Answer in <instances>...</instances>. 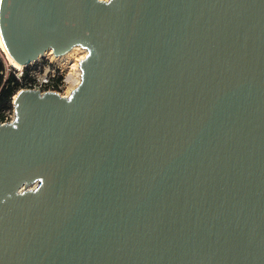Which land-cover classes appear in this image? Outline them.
I'll list each match as a JSON object with an SVG mask.
<instances>
[{"label":"water","instance_id":"1","mask_svg":"<svg viewBox=\"0 0 264 264\" xmlns=\"http://www.w3.org/2000/svg\"><path fill=\"white\" fill-rule=\"evenodd\" d=\"M5 5L23 66L88 54L0 122V264H264V0Z\"/></svg>","mask_w":264,"mask_h":264},{"label":"built area","instance_id":"2","mask_svg":"<svg viewBox=\"0 0 264 264\" xmlns=\"http://www.w3.org/2000/svg\"><path fill=\"white\" fill-rule=\"evenodd\" d=\"M1 2L2 0H0V5ZM32 62L27 65L29 69L25 79L22 80L24 69H18V72H16L17 77L23 82V89L38 90L41 93L56 92L60 95L68 96L80 83L79 82L74 86V78L71 76L70 72L63 74L62 72L58 71V68L51 66L50 64L47 66L44 65L43 68L41 66L38 68H32ZM70 86L74 87H72L70 90ZM8 120H6V122Z\"/></svg>","mask_w":264,"mask_h":264},{"label":"bare ground","instance_id":"3","mask_svg":"<svg viewBox=\"0 0 264 264\" xmlns=\"http://www.w3.org/2000/svg\"><path fill=\"white\" fill-rule=\"evenodd\" d=\"M7 0H2L1 5H0V48L2 49V51L4 52L6 58L8 59L9 63L13 66H15L16 68H21L23 66L22 61H20L18 58H16V56H14V54L12 53V51L10 50V47L8 45V42L6 40V34H5V9H6V3ZM5 8V9H4ZM48 52H51L52 49H48ZM76 51H80L82 56L77 59V61L72 64L71 68L72 71L70 72L71 76H73V84L74 86L81 82L82 80V69H81V60L83 58L86 57V55L88 54V50L87 48L81 46V45H75L74 47H72L66 54L69 56L70 54L76 52ZM65 55V54H63ZM63 55H60L61 57ZM74 86H70V90L72 87ZM23 92V90L21 89L20 91H18L16 93V95L14 96V101L19 97V95ZM35 185H37V182L34 183V185H32L34 188Z\"/></svg>","mask_w":264,"mask_h":264},{"label":"trees","instance_id":"4","mask_svg":"<svg viewBox=\"0 0 264 264\" xmlns=\"http://www.w3.org/2000/svg\"><path fill=\"white\" fill-rule=\"evenodd\" d=\"M28 66H25L23 79L28 74ZM16 69L7 71L4 58L0 54V122L8 120L9 112L14 108L13 97L23 88V82L16 75Z\"/></svg>","mask_w":264,"mask_h":264},{"label":"rangeland","instance_id":"5","mask_svg":"<svg viewBox=\"0 0 264 264\" xmlns=\"http://www.w3.org/2000/svg\"><path fill=\"white\" fill-rule=\"evenodd\" d=\"M102 1H104V0H102ZM0 54L4 58L7 71H10L12 68H15L17 70L16 72H18L19 68H16L15 66H13L9 63L8 59L6 58L4 52L2 51L1 48H0ZM81 56H82V54L80 51H76V52L70 54L69 56L67 54H65L62 57L55 55L53 53V51H51V52L46 51L44 54L40 55L39 57H37L32 62V64H33L32 68H38L39 66H41L43 68L44 65L47 66L48 64H50L51 66L58 68V71L62 72L63 74H67V73L72 71V68H71L72 64H74L77 61V59H79ZM21 68L25 69V66H22ZM27 68H29V67H27ZM21 89H23V88H21ZM13 100H14V97H13ZM15 116H16V114H15V110L13 108L9 112L8 119L11 120ZM32 185H34V184L25 185L23 187V190L28 189V188H32L33 187Z\"/></svg>","mask_w":264,"mask_h":264}]
</instances>
